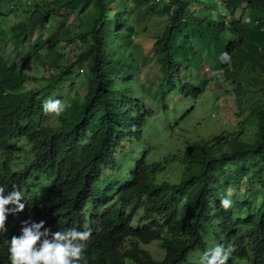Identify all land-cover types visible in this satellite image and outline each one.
I'll list each match as a JSON object with an SVG mask.
<instances>
[{
	"label": "trees",
	"instance_id": "16d2710c",
	"mask_svg": "<svg viewBox=\"0 0 264 264\" xmlns=\"http://www.w3.org/2000/svg\"><path fill=\"white\" fill-rule=\"evenodd\" d=\"M6 1L0 0V182H5L14 173L12 166L17 163L16 157L19 151L22 154V149L30 151L27 168L46 173L52 181L41 189L43 199L33 207L32 213L22 211L7 217L5 227L9 231L0 236V264H9V237L15 228H19L21 220H44V226L52 231L81 229L87 198L99 195L93 188L97 187L103 174L106 178V170H113L117 163L116 153L128 149L122 145V138L134 135L135 140L140 139L143 114L133 110L136 82L132 69L137 67V61H134L138 55L131 50L134 57H129L121 45L132 43L139 30L136 26L152 18L149 14L160 13L163 7L162 0H159L158 8L153 0L150 6L142 9L146 16L136 14L134 18L131 1L130 4L122 0L89 1L82 15H89L90 29L68 41L78 42L79 53L74 64H84L88 68L90 91L79 107L73 101L64 102V111L57 116V123L49 126L42 121L39 91L25 87L31 77L18 73L19 67L11 65L8 59L11 54L27 55L28 52L37 59V50L46 47L47 65L51 71L48 81L53 85L55 65L62 62L59 50L63 48H58L60 32L49 25V19L62 9L66 11L75 0H32V12L28 11L31 3L28 0H16L13 4ZM243 1L250 6L252 0ZM223 2L219 0L221 6L216 0H165L163 3L170 8V15L163 32L154 39L153 55L159 66L157 73L166 79L178 80L177 92L181 98L196 99L204 91L206 81H200L195 70L198 64L220 69L227 78L228 75L231 77L230 72L242 74L245 67L243 80H253L250 87L239 84L233 87L232 83L230 87L236 115L240 118V131L222 132L206 143L185 144L188 148L183 160L176 159L180 165L183 162L185 168L176 182L166 179L167 160L163 164L149 159L147 152L142 154L129 180L117 188V204L94 224L85 250L88 264H181L194 249L200 253L205 250L209 235L211 242L233 246L227 264L239 260L264 264V193L257 205L235 203L236 208L249 209L243 218L234 220L229 210L219 206L220 198L227 193L222 191L218 181L226 173V167L238 166L237 161H254L250 162V170L241 175L247 182L256 178V183L264 190V63L246 67L250 60L244 62L232 56L235 48L245 44L247 26L243 23L250 15L249 7L238 8L231 2L224 6ZM196 3L208 5L211 12L198 17L193 7ZM113 5H117L116 11ZM250 7L261 10L258 6ZM63 19L66 21L67 18ZM79 22L82 23L80 16ZM63 23L62 27L65 26ZM124 23L129 25L122 33ZM255 23L260 30L263 28L264 23ZM113 29L118 36L111 44L108 36ZM225 34L232 35L237 42L223 46ZM205 37L207 41H204ZM201 45L204 54L199 53ZM185 47L189 48L188 54ZM259 47L258 54H264V46ZM114 54L117 57L114 58ZM222 54L231 59L230 64L223 63ZM123 64L131 67L122 71ZM69 73L68 66L60 71L56 81ZM137 80L141 83L139 78ZM112 83H116L117 88L114 89L111 112L108 95ZM211 100L213 111L217 113L216 103L213 98ZM88 111L93 114L87 122ZM243 119L249 121V127H244ZM23 121L27 124L22 125ZM84 127L90 132L84 131ZM244 130L245 135L248 132L254 134L241 141ZM14 135L22 138L26 145L18 147L8 143ZM64 138H68L67 142L61 143ZM78 142L84 144L77 145ZM26 173L18 175L22 186L26 184ZM134 199L141 205L138 221L132 214L125 213L126 216L123 213ZM133 219L139 227H132ZM153 242H158L165 253L161 260L154 259L142 248Z\"/></svg>",
	"mask_w": 264,
	"mask_h": 264
},
{
	"label": "rangeland",
	"instance_id": "374dc122",
	"mask_svg": "<svg viewBox=\"0 0 264 264\" xmlns=\"http://www.w3.org/2000/svg\"><path fill=\"white\" fill-rule=\"evenodd\" d=\"M16 0H7L8 4H13ZM32 0H28L30 3ZM43 1V0H36ZM90 0H75L72 4H70L66 9H62L58 11L56 14L52 15L49 19V25L53 27L55 31L60 32L58 48H67L62 51V58L66 63H69L74 59L76 54L78 53V42L68 41L69 39L76 38L80 33L88 31L91 26L89 15H85L84 11L88 5ZM108 0H106L107 2ZM126 4H130L132 2V8L134 9L133 17L138 15V17L146 16L145 13H142V9L150 6L151 1L153 0H122ZM215 1V0H214ZM219 3V0H216ZM165 0H162L163 7L160 13L150 15L146 21L141 22L136 26L138 33L136 34V39L131 43H123L121 45L123 52L125 54H129V57H134L131 50L138 55L137 67L132 68L134 73V79L136 82L135 85V102L133 106L134 111H138L143 107H152V111L154 112L151 117H144L143 120L147 122L146 128H151L159 132L160 138L156 141L153 140L151 132L147 131L146 138L149 139V143L154 146L153 150L150 151L151 158L155 160L161 159V157L168 155L171 152H182L180 148H183L184 143L187 141H205L214 136L221 134L222 132H239L241 126L238 124L240 118L236 115L237 111L235 108L234 95L232 90L230 89L231 83L246 86L249 88V84H252L251 80L244 81V71L245 67L242 68L241 73L232 75L230 72V81L225 75L219 73L220 69H212V67L203 66L195 67L196 72L198 73L199 79L206 81V87L204 91L200 94V96L196 99H192L190 97L181 98L177 92L179 84L176 78L166 79L162 77L159 72V66L157 64L156 59H154V42L155 38L159 36L163 30L165 25L167 24L166 18L170 15V8L167 5H164ZM197 2V0H196ZM226 2H231L234 6L238 8H248L249 14L248 19L244 20V25L247 26L246 32V40L243 46H239L235 48L232 53L234 57L242 59L244 62L250 60V64H245L246 67H250L252 64L264 63V54H258L259 45L264 46V24L261 30L258 28L256 21L264 23V0H252L249 4L250 6H258L261 10L256 11L252 7L248 6L247 1L243 0H224V6ZM29 4L28 11L32 12V8L30 9ZM155 7L158 8L160 6L159 0H156ZM252 4V5H251ZM4 5V4H3ZM194 11L198 17L206 16L211 12V9L208 5L200 6L196 3L194 6ZM115 11L117 10V5L112 6ZM225 9V7H224ZM83 14V15H82ZM137 14V15H136ZM79 16L82 19V23L79 22ZM67 18L66 21L63 18ZM249 20L250 22H247ZM133 21V19H132ZM65 26L62 27L61 24ZM260 24V23H259ZM128 23H124L122 25V33H125L128 27ZM205 34V33H204ZM118 33L113 29V35H111V42L113 43V38L117 39ZM206 36V34H205ZM110 39V36H108ZM133 37V36H132ZM204 41H207V38H204ZM237 39L232 35L225 34L223 37V46L228 43H236ZM73 48V49H72ZM198 48V47H197ZM202 45L199 47V53L204 54V51L201 49ZM185 52L188 54L189 48L185 47ZM212 50L211 53H213ZM179 54V52H178ZM39 60L34 63L29 58H19L18 60L24 64L23 69L29 75L34 76L39 81L41 77H46L48 75V68L45 67V63L47 62V51L45 47H42L38 51ZM117 57L114 54V58ZM226 55H221V60L223 63H229L231 59ZM232 58V57H231ZM229 60V61H228ZM228 61V62H227ZM205 62V61H204ZM201 63V62H200ZM204 64V63H203ZM131 66H127L126 64L121 65L122 71H125L127 68ZM256 72L257 70L253 68ZM234 71V70H233ZM84 72L88 74V68H85ZM82 71L78 69H74L71 72L70 78L71 81H64V84L60 88H56L53 96H67V95H78L81 96L84 89L83 87H79V82L77 79L81 76ZM137 77L140 79L141 83L137 80ZM39 82H42L40 80ZM247 82V83H246ZM33 83V81H31ZM38 88L41 87L40 83H36ZM69 88V89H66ZM225 88L228 89V92L225 93ZM214 95V96H213ZM213 96V97H212ZM216 103L217 113L213 111L212 100ZM162 105L163 107H167V110L158 108L157 105ZM49 117V118H48ZM48 118V120H47ZM244 127H249V121L243 119ZM57 122L56 115L47 114L46 117V125H54ZM198 124V126H197ZM253 126V124L251 125ZM247 130V129H246ZM251 137L250 132L245 135V130L240 138L241 141H245ZM179 141L178 142V140ZM181 142V143H180ZM26 145V144H25ZM180 145V148H179ZM128 149L122 152V157L120 161L119 167V175L118 179L121 181L118 185H114V189L123 184L128 176V172L131 169H128V166H133L135 159L145 152L148 151V146L144 137L141 140H132L128 145ZM22 153L26 158H30L29 149H22ZM160 156V157H159ZM159 157V158H158ZM123 162V163H122ZM250 162H254L252 159H247V161H241L239 163L238 169L236 166H228L226 167V173L223 174L218 181L219 184L222 185L224 190L228 191L232 190L231 199L234 201V206L228 210H233L235 208V203L239 202L235 200L233 197L235 194L241 195L240 202H250L254 205H257L262 200V194L264 190L260 188L259 184L256 183V178H252V182H247V179H240L237 177L238 174L242 171L250 170ZM237 169V170H236ZM180 177V168L179 166H175L173 169L168 170V174L166 179L170 181H178ZM107 183V182H105ZM229 185V187L227 186ZM257 186V187H253ZM250 187V192L254 194L252 195L245 189ZM111 191L103 193V196L110 195ZM244 194H247L246 197H242ZM235 209L232 212V218L235 220L239 217L243 218L246 213L249 211L247 208ZM212 238L210 235L208 236V247L212 246L211 242ZM143 249L149 252L151 256L155 259L160 260L162 256V251L156 244H151L149 246H142ZM199 250L196 248L191 251L187 256V261L181 264H196L199 258ZM132 264V263H130ZM235 264H253L251 261L239 260Z\"/></svg>",
	"mask_w": 264,
	"mask_h": 264
},
{
	"label": "clouds",
	"instance_id": "9594fccd",
	"mask_svg": "<svg viewBox=\"0 0 264 264\" xmlns=\"http://www.w3.org/2000/svg\"><path fill=\"white\" fill-rule=\"evenodd\" d=\"M111 35H113V32L110 33V42H111ZM32 38V37H31ZM114 41V38H113ZM111 44H113L111 42ZM46 48V47H45ZM14 48H11L13 50ZM67 48H63L65 50ZM73 49V48H72ZM259 49V48H258ZM63 50H59L61 54ZM37 50V55H38ZM79 53V50H78ZM29 52L27 55L24 54H11V57L8 59V62L11 65L18 66L19 71L18 73L26 74L29 77H31V81L26 82V88H36L39 91L38 94V105H41V111L43 112L42 121L45 123L47 114H54L59 116L64 111V102L67 101H73L74 105L80 106L81 101L83 102V97L87 96L90 87L91 82L89 84L87 74L84 72L85 65L84 64H77L75 65V57L72 61L69 63H66L63 58L61 59L62 62L59 66H56V69L54 71L55 78L53 85L49 84V78H50V70L47 65V62L44 64L45 67L48 68V75L46 77H41L40 80L42 82H39L37 78L34 76L29 75L25 70L23 69V65L18 59L21 58H29L34 63L39 60V55L37 59H34ZM78 54H76L77 56ZM62 56V55H61ZM137 60V59H136ZM60 59H58V62ZM70 68V73L63 76V79L60 81H56L57 76L60 74L61 70H64L65 68ZM74 69H78L82 71L81 76L77 79L79 82V87H83L84 91L81 96L78 95H67V96H53L50 97L52 94L55 93L56 88H60L64 84V81H71L72 78H70V74ZM222 74V70L219 72ZM138 78V77H137ZM72 82V81H71ZM36 83H40L41 87L38 88ZM82 84V85H81ZM113 84H115L113 86ZM89 85V87H88ZM117 88L116 83L110 84L109 88V111H113L114 107V101H113V93L114 89ZM69 89V88H66ZM70 90V89H69ZM84 97V98H85ZM118 105V104H117ZM158 108H162L159 104L157 105ZM167 110V109H166ZM139 114H143V118L148 116L151 117L153 115L152 107H143L142 109L137 111ZM86 120L87 122L89 119H91L92 111L86 112ZM49 118V117H48ZM47 118V120H48ZM85 119H82V122H86ZM144 127L141 130L140 133V139L144 137V140L146 141V144L148 146L147 155L149 159L155 160L154 158H151L150 151H152L154 146H152L146 138L147 131L151 132L152 138L154 141L158 140L160 138L159 132L152 130L151 128L147 129L146 124L144 120L141 121ZM57 123V122H56ZM55 123V124H56ZM22 125H26L27 123L23 121L21 123ZM39 124V122H38ZM46 124V123H45ZM49 126H52L49 124ZM84 131H88L84 127ZM251 136L254 134V132H250ZM88 137L91 138L90 134ZM17 135H14L10 137L8 143H12L14 146H23L26 144V142L22 138L16 137ZM218 136V135H217ZM89 139V138H88ZM68 138H64L61 143L67 142ZM132 140L134 139V135L122 138V145H128ZM209 140V139H208ZM208 140L205 141H187L184 143L183 148H179L182 150V152H171L166 156L161 157L159 160L164 164L165 160H167L166 167L168 170L171 171L175 166H179L180 168V176L182 174V171L185 168L184 163L180 165L176 159L177 158H184L185 149L188 147H184L185 144L189 143H206ZM181 141L180 138L178 142ZM129 142V143H128ZM181 143V142H180ZM84 144V142H78L77 145ZM187 146V145H186ZM126 150H120L116 153V164L113 168V170H106L105 176L100 179L97 187H94V192H97L99 195L95 196H89L86 200V204L83 205V219L80 223L81 229L76 228H63V229H57L56 231H52L49 227H45L44 220L34 221L29 219L21 220L20 225L18 229H14L12 231L14 234L9 237L8 245H7V251H8V260L9 264H88V260L86 258L85 250L88 247V242L90 238L92 237V234L94 232V224L105 215L106 212H108L113 206L117 204V197H116V191L117 188L123 184H125L129 180V176H131L134 173V167L136 163L139 161V157L135 159V162L133 163V166H128L129 170L128 176L125 180V182L119 186H117L115 189L113 188L114 185H118L121 181L118 179L119 175V167H120V161L122 157V152ZM176 156V158L174 157ZM160 157V156H159ZM158 157V158H159ZM17 158V163L12 166V169L14 170L12 175L5 181L0 182V236H3L7 231H9L5 227L6 219L9 215L15 216L17 213L26 211L29 213H32L33 207L43 199V194L41 192V189L44 187H47L48 184L52 181V177L47 175L46 173H42L40 170L37 171H30L27 168V162L30 158H27L24 160L23 153L20 154ZM242 161H247L242 160ZM123 163V162H122ZM239 161H237V165L239 166ZM237 166V169H238ZM236 169V170H237ZM226 171V169H225ZM24 172L26 173V184L24 186L21 185V182L19 181L18 175L22 176L24 175ZM242 172V171H241ZM240 174L235 177L236 179L240 177L242 179V175ZM242 176V177H241ZM180 178V177H179ZM244 178V177H243ZM245 179V178H244ZM107 182V183H105ZM221 185V184H220ZM222 186V185H221ZM229 187V185H227ZM257 187V186H253ZM222 191L224 190L223 187H221ZM108 191H111L110 195L103 196V193H106ZM226 191V190H224ZM244 191H247L251 195H254L250 192V187L245 189ZM226 195L220 198L219 200V206L224 209L228 210L234 206V201L231 199L232 196V190L229 189L226 191ZM234 199L240 201V196L235 197ZM242 197H246L244 194ZM239 210L238 208H233V210ZM229 210V213L232 218V211ZM124 214H132L134 216L133 218H136L137 221L140 219L141 216V205L139 202L132 200L128 207L125 209ZM125 214V215H126ZM127 216V215H126ZM233 219V218H232ZM134 221V222H133ZM131 222V225L133 228L139 227L140 224L137 223L133 219ZM151 244L159 245L158 242H153ZM149 244V245H151ZM146 245V246H149ZM159 249L162 251V257L164 256V251L158 246ZM149 251V250H148ZM233 251V246L231 244L225 245L222 243H213L212 246L206 247L205 250L199 254V258L196 262V264H227L231 254ZM189 254V253H188ZM188 256V255H187ZM153 257V256H152ZM154 258V257H153ZM155 259V258H154ZM160 259V260H161ZM158 260V259H156ZM235 264V263H234Z\"/></svg>",
	"mask_w": 264,
	"mask_h": 264
},
{
	"label": "built area",
	"instance_id": "2783aa9c",
	"mask_svg": "<svg viewBox=\"0 0 264 264\" xmlns=\"http://www.w3.org/2000/svg\"><path fill=\"white\" fill-rule=\"evenodd\" d=\"M247 22H248V20H247Z\"/></svg>",
	"mask_w": 264,
	"mask_h": 264
}]
</instances>
